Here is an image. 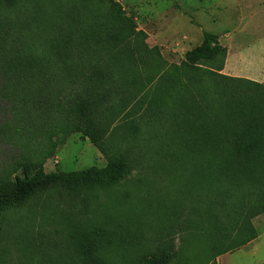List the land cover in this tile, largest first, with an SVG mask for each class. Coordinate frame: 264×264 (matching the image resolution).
I'll use <instances>...</instances> for the list:
<instances>
[{"label": "trees", "instance_id": "trees-1", "mask_svg": "<svg viewBox=\"0 0 264 264\" xmlns=\"http://www.w3.org/2000/svg\"><path fill=\"white\" fill-rule=\"evenodd\" d=\"M147 39L114 0H0L6 118L0 141L58 138L36 161L27 151L0 175V245L6 216L45 193L56 190L90 205L100 191L126 181L131 163L122 145L142 127L172 153L177 168L191 173L183 184L191 217L180 246L170 239L149 246L128 224L106 220L77 231L76 264H218L259 238L254 220L264 215V84L222 74L228 50L219 35L204 33L180 65L165 61ZM75 134L91 142L106 167L46 173L52 149ZM177 209L165 206L158 214L171 229ZM108 225L129 237L115 236ZM3 255L0 246V264Z\"/></svg>", "mask_w": 264, "mask_h": 264}, {"label": "rangeland", "instance_id": "rangeland-1", "mask_svg": "<svg viewBox=\"0 0 264 264\" xmlns=\"http://www.w3.org/2000/svg\"><path fill=\"white\" fill-rule=\"evenodd\" d=\"M114 1L122 5L127 16L135 19L138 30L148 35L149 47H157L162 58L175 65H180L185 54L199 46L204 33L227 36L245 24L254 29V36H260L264 27V0ZM253 39L254 44L258 42L256 39L261 40L260 37ZM2 113L0 109V125L6 120ZM151 133L142 127L138 138L122 145L131 163L129 177L115 188L100 191L90 205L55 190L8 214L3 222L0 245L4 250L2 264H76L72 240L77 231L94 223L106 224V220L128 224L132 236L149 246L157 245L161 239H170L179 247L191 217L190 196L183 185L191 173L177 168L172 153L158 144ZM9 140L0 141V175L9 173L14 164L23 161L27 151L36 161L39 153L48 152L58 138L46 142L32 134ZM51 153L52 157L45 163L48 174L107 165L104 156L80 134L70 136ZM171 205L178 208L174 229L168 218L161 222L163 216L158 215L165 206ZM254 224L259 238L233 254L218 258V264H264V215L256 218ZM107 227L115 236L119 233L129 237L115 225Z\"/></svg>", "mask_w": 264, "mask_h": 264}, {"label": "crops", "instance_id": "crops-1", "mask_svg": "<svg viewBox=\"0 0 264 264\" xmlns=\"http://www.w3.org/2000/svg\"><path fill=\"white\" fill-rule=\"evenodd\" d=\"M262 29L260 36H254V29L242 24L229 35L220 37L221 45L228 49L222 74L264 84V27ZM254 37H260L261 40L256 39L258 42L254 44ZM185 38L190 39L188 36Z\"/></svg>", "mask_w": 264, "mask_h": 264}]
</instances>
